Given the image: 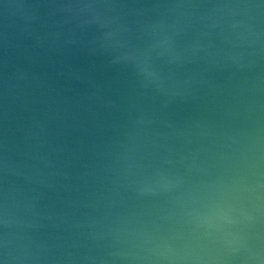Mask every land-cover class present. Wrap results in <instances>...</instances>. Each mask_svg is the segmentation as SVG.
<instances>
[{"label":"water","instance_id":"obj_1","mask_svg":"<svg viewBox=\"0 0 264 264\" xmlns=\"http://www.w3.org/2000/svg\"><path fill=\"white\" fill-rule=\"evenodd\" d=\"M0 264H264V0H0Z\"/></svg>","mask_w":264,"mask_h":264}]
</instances>
